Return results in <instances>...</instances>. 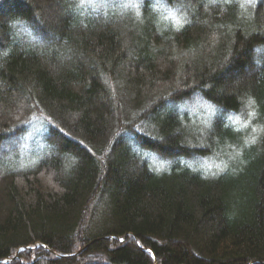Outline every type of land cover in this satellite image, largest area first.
Instances as JSON below:
<instances>
[{"label": "trees", "instance_id": "16d2710c", "mask_svg": "<svg viewBox=\"0 0 264 264\" xmlns=\"http://www.w3.org/2000/svg\"><path fill=\"white\" fill-rule=\"evenodd\" d=\"M0 264H264V0H0Z\"/></svg>", "mask_w": 264, "mask_h": 264}, {"label": "snow or ice", "instance_id": "6c2138e0", "mask_svg": "<svg viewBox=\"0 0 264 264\" xmlns=\"http://www.w3.org/2000/svg\"><path fill=\"white\" fill-rule=\"evenodd\" d=\"M81 2L83 3L84 2V0H81ZM135 6V5H134Z\"/></svg>", "mask_w": 264, "mask_h": 264}]
</instances>
